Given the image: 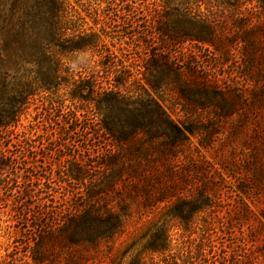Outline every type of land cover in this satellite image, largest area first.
Masks as SVG:
<instances>
[{"label": "trees", "instance_id": "1", "mask_svg": "<svg viewBox=\"0 0 264 264\" xmlns=\"http://www.w3.org/2000/svg\"><path fill=\"white\" fill-rule=\"evenodd\" d=\"M101 1L106 5L102 9L116 4L129 12L121 23L123 30L115 31L119 19L111 15L100 19L99 13L89 25L71 0H0V146L4 145L0 148V188L19 189L17 193L27 194V198L34 196L29 189H37V184L45 192L35 231L40 239L31 249L34 260L41 263L48 259L44 242L53 240L54 233L63 235L71 247H98L114 239L124 231L131 216L127 201L116 205L124 195L127 200L135 197L140 201L141 216L162 205L166 207L163 218L146 229L141 237L142 247L127 264H247L238 249L228 255L215 244L214 215L218 213L220 227L225 226L222 219L233 225L259 215L264 229V124L257 114V125L249 129L241 155L224 151L226 143L216 144V137L223 134L225 121L245 106L246 113L264 107V85L255 80L252 94L240 92L239 97L232 99L231 91L223 89L217 77L204 66L202 71L198 69L202 68L201 61L187 60L184 45L213 47L218 57H227L229 48L219 45L218 24L207 8L238 9L253 0ZM126 30L138 34L127 36L129 39L119 35L111 38L117 42L120 37L125 44L133 38L139 44V58L146 61L136 93L122 89L127 81L116 79L119 65L111 62L117 61L116 55L109 49L103 51L108 33H130ZM88 51L97 52L99 67L108 69L109 86L98 79L101 75H94L92 67L87 68L84 55ZM247 52L249 64L255 66L256 47L248 46ZM107 56L109 60L105 59ZM243 56L246 59V48ZM154 70L157 76L150 73ZM191 78H197L192 88ZM149 90L168 91L190 102L185 106L187 121L173 119ZM38 101H43L51 120L70 124L67 128L92 112L99 129L110 140L112 153L92 160L93 164L88 163L91 157L64 153L66 173L60 179L65 184L76 181L84 187L82 192L73 189L72 193L57 195L51 194L53 189H43L49 186L52 175L47 160L34 161L32 170L9 160L10 154L18 156L11 148L13 142H24L28 148L35 146L29 134L20 140L30 127L22 122L23 118H30L28 123L33 128L39 122ZM32 107H37L36 114ZM207 113L216 122L200 125ZM248 119H240L234 129H243L241 122ZM21 127L24 131H20ZM200 134L208 136L197 148L191 137ZM202 150L211 153L213 159H207ZM135 154L140 156L137 161L127 158ZM92 166L98 172L96 176L90 172ZM35 169L44 173L36 176ZM222 172L231 174L235 182L229 186L236 198L235 207L230 208L232 216L220 205L224 200L223 184L227 182ZM57 197L63 199L59 201ZM56 202H66L67 206L60 209ZM174 229H179L178 237L173 234ZM196 239L195 250H189ZM136 244L137 241L132 242L122 255H128ZM179 250L184 252L180 254ZM259 252L264 261V240ZM146 255L157 258L153 256L150 261Z\"/></svg>", "mask_w": 264, "mask_h": 264}, {"label": "rangeland", "instance_id": "2", "mask_svg": "<svg viewBox=\"0 0 264 264\" xmlns=\"http://www.w3.org/2000/svg\"><path fill=\"white\" fill-rule=\"evenodd\" d=\"M71 3L76 12L87 19L89 25H93V19L98 18L100 14V19H103L105 15H111L119 19L120 24H117L115 31L123 30V26H121L123 24L121 23L123 19L129 16V12L125 11L120 5L114 4L115 7L109 6L108 10L102 9L106 5L105 2L101 0H71ZM207 10L213 15L218 24L220 32L217 33L218 43L219 45H225L226 48H229V55H227V57H218L219 55H217L218 53L213 47L210 48L205 45L186 43L184 45V51L186 52L187 60L192 62L196 60L201 61L202 63L199 66H202V68L198 69L203 70L204 66L213 77H217L223 89H229V91H231L232 99L239 97L238 93L240 92V94H245L246 96L250 95L256 88V85H254L255 80L264 85V25L261 26L264 21V0L248 1L242 4L238 9L229 8L227 6H214L207 8ZM108 12H110V14ZM240 16L242 18H239ZM94 27L95 29H99L98 26ZM106 30L110 32L109 28H106ZM126 31L130 33H108L110 37H105L106 46L103 51L109 49L115 53L117 61H112L114 60L112 59L111 62H118L119 65L120 74L118 75L119 78L116 77V79H126L127 81L122 89H129L131 92L135 91L136 93L140 84L138 83V79L141 77L140 72L144 71L146 60L145 58H139L140 53L138 49L140 47H138L139 44L136 41H133V38L130 39L127 44L120 41L121 36L126 38L127 36H137L138 34L132 33L130 30ZM113 35L120 36L117 42L115 40V42H113L111 38ZM252 44L256 47V57L258 60L255 66L249 64L247 57L248 46ZM245 48L246 59L243 56ZM104 54L106 55L108 53L105 52ZM84 56L87 68L90 69L92 67V71H96L94 75H96V73L97 75H101V77L98 76V79L103 82L105 87L109 86L108 82L111 79L109 78L111 75H109L107 68L103 66L99 67V63L96 62V58L99 57L98 53L88 51ZM80 57L81 55L76 59L78 62ZM105 59L109 60V56ZM150 73L155 76L158 75L155 70ZM190 80L189 85L192 88L197 78H191ZM141 83L144 84V81L141 80ZM149 91L152 97L159 101L161 107L173 119L176 121H187L185 106L189 105L188 103L190 102H184L177 94L168 91H163L161 93L153 90ZM42 102L43 101H38L41 107H39L36 118H38L39 122H37V125L35 124L36 126L34 128L31 127L33 124L28 123L30 118H23L22 121L30 127L25 133H22V139L20 141L26 138L25 134H29L32 136L35 146L28 148L24 142H21L22 144L19 141L13 142L11 148L14 149V152L18 153V156L16 157L15 153L10 154L9 160L19 162L20 166L29 170L34 168L32 166L34 161L39 160L43 162V160H47V165L52 175L47 182L49 186L43 189H53L51 194L55 193L57 195L64 192L72 193L73 189H79L76 191L82 192L84 187L76 183V181L69 180L68 183L65 184L64 180L60 179V176L64 172L66 173L64 153L73 156L81 155L87 158L91 157L88 163L93 164L94 162H92V160L106 157L107 153H112L113 147L110 140H108L105 133L99 129V125L92 112L88 114L85 113L83 116L87 114L86 117L83 118L82 116L80 119L84 120H79L78 123H73L70 128H67L70 124L54 122V120H51V115H46V107L42 106ZM246 107L247 106L239 110L238 113H235L228 121H225L223 125V134L216 137V144L226 143L224 151H231L230 153L236 152L241 155L245 151L244 145L246 144V136L249 134V129L257 125L258 120L255 119L257 114L261 117V124L262 122L264 124V107L258 111H248V113L245 112ZM36 108L37 107L31 108L34 114H36ZM247 114H252V116L248 119V117H246ZM30 117L32 118V114ZM240 119L248 120H246L247 122L245 123L243 121L241 122V125L244 126L243 129L236 130L234 127L238 125L237 123ZM212 120L216 122V120L212 118V115L207 113L205 114L204 120L199 121V124L204 125V123L206 124ZM20 131H24V128L21 127ZM207 136L208 135L200 134L192 136L191 140L197 148H200V143L206 141ZM62 145H64V147H62ZM3 146L4 145H1L0 148ZM49 149H51V151H49ZM202 151L207 159H213L211 153L207 152V150ZM46 153L48 156H46ZM137 157L140 156L135 154L128 155L127 158L137 161ZM92 169L93 170L90 171L91 174L96 176L98 172L95 171L94 166H92ZM33 171L36 176L44 173L42 170L35 169ZM222 175H224L227 182L223 184L224 200L220 205L232 216L230 208L235 207L236 198L233 196L234 193L229 191V186L235 185V182L231 178V174L228 176L226 173L222 172ZM62 177L65 176L63 175ZM2 183L3 181H0V185ZM5 188H0V264H127L130 257L136 254L142 247L144 240L141 239V237L146 229L153 223H156L157 220L162 219L166 209L165 205H162L148 215L141 216L140 201L135 197H131L130 200H127L123 195L119 198L116 205L121 206L122 201H127L131 209L129 211L131 216L127 219L126 227L123 232L114 239L101 243L98 247L87 244L71 247L67 245L63 235L54 233L55 236L52 238L53 240L49 239L47 242H44L45 249L49 250L48 259L39 263L34 260V254L31 252V249H35L33 248V243L40 239L37 237V232L35 233V231H37V215L42 206V196H45V192L42 191L41 186L37 184L35 187L37 189H29L33 191L34 196L27 198V194L23 195L20 192L17 193L19 189ZM60 199L63 198L57 197V200L60 201ZM57 205L58 208L63 210L65 205L67 206L66 202H59ZM251 208L256 211L252 203ZM247 217L248 215L246 213V218ZM248 219L246 223L238 221L233 222V225L227 223V220L225 221L222 219V221L225 222V226L220 227L221 222L219 220L221 219H219L218 213L214 215L216 228L214 229L213 238L215 244L228 255H233L234 249H238L240 253L244 255L247 264H264L263 258L259 252L261 243L264 240V229L260 225L261 221L259 215L258 218ZM201 223L203 222L201 221L198 225H201ZM57 225L61 224L58 223ZM196 230L199 231L198 228ZM54 231L53 228L52 232ZM172 232L175 237L180 235L179 229H174ZM193 235L196 234L193 233ZM134 241H137L134 249L128 255L123 256V251ZM178 242L180 241H177V243ZM197 242L196 239L193 244L189 245V250H195ZM35 247H37V245ZM177 252L182 254L184 250H179ZM153 256L157 258L155 255H146V258L153 261Z\"/></svg>", "mask_w": 264, "mask_h": 264}]
</instances>
